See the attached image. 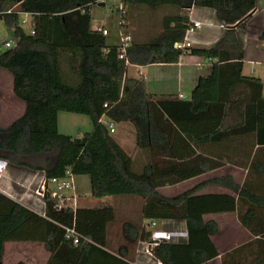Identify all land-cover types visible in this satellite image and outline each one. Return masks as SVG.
<instances>
[{"label":"trees","instance_id":"obj_1","mask_svg":"<svg viewBox=\"0 0 264 264\" xmlns=\"http://www.w3.org/2000/svg\"><path fill=\"white\" fill-rule=\"evenodd\" d=\"M103 1L0 0V19L14 30L17 40L13 48L0 51V68L13 75L14 93L26 105L21 117L7 128L0 127V159L43 171L47 180L89 176L91 198L98 202L106 197L141 198V220L123 223L124 246L117 251L121 258L128 259L139 241L150 240L149 223L179 220L186 223L187 240L162 242L152 250L153 257L161 264H204L218 256L210 235L219 227L212 221L205 223L203 215L210 208L234 211L233 199L195 196L196 189L168 198L157 189L199 176L218 164L198 161L197 166L187 167L186 162H176L175 176L165 180L155 173L156 164L167 163L161 157H166L167 150L184 161L187 156L179 152L185 148L186 137L198 136L200 143L202 127L207 128L205 133L219 129L217 123L201 126L204 117H222V110L224 117H243L248 111L244 105L253 101L259 137L264 134L263 81L243 76L244 50L236 32V28H244L258 0H121L123 33L131 8L172 6L177 10L164 20L163 31L156 38L144 44L132 40L126 59H119L118 45H108L106 36L92 27L91 7ZM193 7L213 9L227 31L212 47L177 49L175 44L183 41L191 23L185 12ZM22 14L31 16L33 32L21 26ZM261 39L264 41V32ZM187 53L213 62L212 74L200 78L190 100L157 97L148 92L143 78L127 75L129 66L175 64ZM61 112L87 116L92 130L79 138L61 134ZM103 117L109 122L103 123ZM189 119L197 124L188 126ZM109 123L132 124L137 146L153 152L142 173L134 171L132 157L115 141ZM44 199L42 216L0 191V264L8 242L43 243L52 252L48 264H92L90 251L94 244L106 246V231L115 220V209L110 205L58 209L59 201L51 193L45 192ZM212 200L225 202L216 205ZM67 229L79 236L78 245L68 237Z\"/></svg>","mask_w":264,"mask_h":264},{"label":"crops","instance_id":"obj_2","mask_svg":"<svg viewBox=\"0 0 264 264\" xmlns=\"http://www.w3.org/2000/svg\"><path fill=\"white\" fill-rule=\"evenodd\" d=\"M109 1L105 0L103 4L91 7L92 27L94 30L98 27L107 29V44L117 46L119 44L117 34L120 35L122 32L120 29L121 13L118 22H116L117 17L114 16V13L111 15L109 10L103 9H106ZM119 1L118 11L122 7V1ZM111 7L115 8L116 6L111 5ZM176 12V8L172 6H163L157 9L145 6L131 8L128 10L125 21L127 26L124 33L131 35L135 43H147L162 33L164 20L176 15ZM185 13L190 21L203 24L200 30L189 36V41L192 44L190 49L212 47L221 40L227 31V28L221 27L222 23L213 9L193 7ZM25 18H29V21L32 19L28 14H25ZM94 20L102 22L94 24ZM24 30L28 33L33 32L32 28L29 31ZM236 32L244 50L243 76L259 78L263 81L262 96L264 98V41L261 39L264 32V0L257 1L256 8L245 21L244 28H236ZM212 69L213 62L211 60L187 53L175 64L129 66L127 75L132 78H143L148 92L157 97L190 100L200 78L210 76ZM244 92L246 93L245 90ZM247 93L251 95L250 90ZM252 104L254 101L249 105H244L248 111L244 112L245 116L243 117L238 114L224 117L223 110L222 117L214 114L212 118L204 117L200 123L201 126L217 123L219 129L212 133H205L207 128L202 127L200 129L202 134L199 135L200 143L196 141L198 136L192 134L193 139L186 137L185 148H181L179 152L180 155L184 153L183 156H187L184 157V161L173 157L176 155H172L167 150L164 154L166 157L161 156L167 163L156 164L155 173L161 180L175 176L176 162H186L187 167L197 166L198 161L218 164V167L199 176L176 184H166L157 189L160 194L168 198L196 189L195 196L226 195L233 199L234 211L226 209L214 211L210 208L211 211L203 215L205 223L212 221L219 227L217 233L210 235L218 256L204 264H264V134L259 137L260 122L256 118V106ZM15 106L23 108L19 116L21 117L25 112L26 105L14 93L13 75L0 68V127L7 128L19 118L12 121L10 119ZM2 108L7 110L2 113ZM193 121L189 119L186 123L188 126L196 125L197 123ZM102 122L107 123L109 120L107 117H103ZM3 124L6 127H3ZM114 125L113 138L125 153L132 157L134 171L142 173L152 161L153 152L137 146V134L132 124ZM82 136H78V138ZM0 160L7 162L6 168L1 172L0 191L43 216L46 207L45 199L35 195V191L38 190L43 180H47L45 173L15 166L7 159L1 158ZM171 165H174L173 168ZM224 178H228L224 184L216 183ZM70 181L72 188L67 190V193L61 194V198L58 199L59 205L72 208L110 205L115 209V220L108 225L106 231V246L94 244L90 251L92 264H143L150 259L161 264L154 257L146 255L147 258L144 257L141 261L140 241L137 243L136 253L133 254L131 250L128 259L117 255V251L124 246L123 223L141 220V202L143 204L141 198L137 196L106 197L97 203L91 198L92 186L89 176H72ZM228 182L234 183L239 189L232 188ZM46 189V192L52 193L56 190V186L47 182ZM205 201L211 205L210 200ZM212 201L216 205L225 202V200L224 202L223 200ZM133 202H136L139 207L137 212L132 209ZM228 203L230 204L229 201ZM145 222H143L144 225ZM157 223L161 224V226L157 224V230L187 232L184 221L161 220ZM149 229L152 231L150 227ZM183 240H187V238ZM51 257L52 252L43 243L8 242L4 248L3 264L8 262L9 264L10 262L13 264L20 262L48 264Z\"/></svg>","mask_w":264,"mask_h":264},{"label":"built area","instance_id":"obj_3","mask_svg":"<svg viewBox=\"0 0 264 264\" xmlns=\"http://www.w3.org/2000/svg\"><path fill=\"white\" fill-rule=\"evenodd\" d=\"M120 13L121 14L124 13L123 5L122 7H120ZM23 22L25 23V21ZM202 26L203 24L201 22L191 21L189 27L187 28L185 32V37L183 41L176 43L175 48L180 49V50L190 48L192 44L189 41V36L191 34H194L196 31L200 30ZM221 27L223 29L227 28V26L224 24H221ZM96 30L101 32L104 36L108 35V30L105 28L98 27ZM131 43H132L131 35L124 34L123 32H121L119 35V44H118L119 51H120L119 59H126V51L131 46ZM4 46L6 48H11L12 47L11 41L5 42ZM108 126H109L110 133L113 134L115 132V125L113 123H109ZM6 166H7V162L0 160V178L2 176L1 172H3ZM71 177H72L71 175H68L64 179L53 178L50 180H43L38 190L35 191V195L44 198L45 192L47 190L46 189L47 182H51L52 184L56 186V190L51 193L52 197L60 199L62 192L72 188V183L70 181ZM63 207L65 206H62L59 204L57 205L58 209H61ZM149 224H150V228L152 229L150 240L139 242L140 247L142 246L144 248V250L142 249V252H145L144 254L147 255L148 257H153L152 250L155 247L159 246L162 242L180 241V240L188 238L187 232L176 233V232L161 231V230H157V222H151ZM67 235L68 237H73V243L75 245L79 244V241H80L79 236L75 233L73 229H67Z\"/></svg>","mask_w":264,"mask_h":264},{"label":"rangeland","instance_id":"obj_4","mask_svg":"<svg viewBox=\"0 0 264 264\" xmlns=\"http://www.w3.org/2000/svg\"><path fill=\"white\" fill-rule=\"evenodd\" d=\"M111 5H114L116 7L113 8V7H111ZM119 5H120V1L119 0H110L108 2V4H107L106 9L103 8L104 10H109L111 15H113V13H114V16L117 17V21L116 22H118V20L120 18V12L117 10ZM20 17H21V26L24 29H26L27 31H29L30 27H31V24H30V21H29L30 19L29 18H25V14H22ZM24 19H26L25 23L23 22ZM101 22H102L101 20H94V24L101 23ZM117 35L119 37V34H117ZM7 41H11V43H12V47L11 48H13L15 46V43H16L17 40H16V37H15V34H14V30L9 28L6 25L5 21L0 19V51L8 49V48H6L4 46V43L7 42ZM6 110H7L6 108H2L1 112L3 113ZM12 110H13V114L11 115V118H10L11 121L13 119L18 118L21 115V113L23 111V108L19 107V106H15ZM2 126L6 127L5 124H3ZM91 130H92V125H91L90 119L87 116L76 115V114L66 113V112L59 113V132L61 134L71 135L72 137H78V136H82V135H84L86 133H89ZM63 193H67V190L62 192V194ZM95 201L97 203H99L97 200H95ZM141 205H142V202H141ZM132 209L135 210L136 212L139 209V207H138L136 202L135 203L133 202ZM157 224L159 226H161L160 223H157ZM137 247H138V244L136 243L134 248H133V250H132L133 254L136 253ZM142 249L144 250V248L141 246V257H140L141 261L143 260L144 257L147 256V255L145 256V254H142V253H145V252H142ZM7 264H9V262ZM10 264H13V262H10ZM143 264H157V262L154 261V259H150V261L146 260Z\"/></svg>","mask_w":264,"mask_h":264},{"label":"water","instance_id":"obj_5","mask_svg":"<svg viewBox=\"0 0 264 264\" xmlns=\"http://www.w3.org/2000/svg\"><path fill=\"white\" fill-rule=\"evenodd\" d=\"M103 4V3H102Z\"/></svg>","mask_w":264,"mask_h":264}]
</instances>
